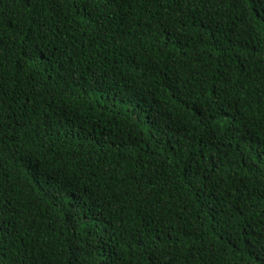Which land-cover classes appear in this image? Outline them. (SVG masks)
I'll use <instances>...</instances> for the list:
<instances>
[{"label":"trees","instance_id":"trees-1","mask_svg":"<svg viewBox=\"0 0 264 264\" xmlns=\"http://www.w3.org/2000/svg\"><path fill=\"white\" fill-rule=\"evenodd\" d=\"M253 7L0 0V264H264Z\"/></svg>","mask_w":264,"mask_h":264},{"label":"snow or ice","instance_id":"snow-or-ice-1","mask_svg":"<svg viewBox=\"0 0 264 264\" xmlns=\"http://www.w3.org/2000/svg\"><path fill=\"white\" fill-rule=\"evenodd\" d=\"M84 2H85L84 11H86L88 16L91 17L93 14V10H90L88 8V5L94 3V0H84ZM244 2L245 4H249V3L253 4L254 7L252 9V12H254L255 16L258 17L260 20H264V0H244Z\"/></svg>","mask_w":264,"mask_h":264}]
</instances>
